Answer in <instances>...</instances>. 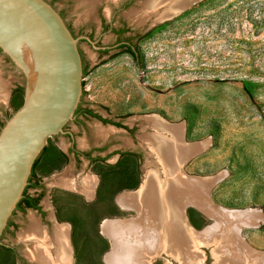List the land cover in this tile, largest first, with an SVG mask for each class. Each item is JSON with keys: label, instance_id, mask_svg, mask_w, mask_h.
Returning <instances> with one entry per match:
<instances>
[{"label": "rangeland", "instance_id": "374dc122", "mask_svg": "<svg viewBox=\"0 0 264 264\" xmlns=\"http://www.w3.org/2000/svg\"><path fill=\"white\" fill-rule=\"evenodd\" d=\"M48 1L63 10L75 37L87 36L95 43L79 42L86 73L80 109L123 127L83 116L66 126L77 150L105 148L102 164L76 160L68 152L71 144L66 136L49 138L34 169L39 189L28 190L38 196L43 214L16 211L12 220L17 226L4 234L2 242L26 259L32 241L23 235L31 218L42 228L53 221L52 228H71L75 264H106L111 243L102 225L137 216L117 200L141 186L150 160L146 140L154 132L149 120L155 117L182 126L185 144L205 145L181 166L183 174L218 177L209 186L214 205L228 211L255 210L258 225L235 226L249 248L264 254V0H198L159 22L156 15L139 21L143 12L150 13L147 0H132L123 11H116L122 0H96L92 6L82 0ZM101 13L110 24L108 30L99 27ZM123 23L128 27L125 33L112 34V28L121 30ZM126 38L132 42V54L123 48L125 43L118 44ZM0 82L11 90L9 99L0 102L1 128L21 106L24 85L22 75L1 54ZM126 152L139 158L129 155L116 162L118 154ZM87 180L92 186L84 194L79 190ZM67 181L75 189L64 186ZM131 183L136 186L125 187ZM183 219L195 232L214 224L193 206L185 207ZM201 250V264H213L211 248ZM0 264H14L2 248ZM148 264L179 263L161 253Z\"/></svg>", "mask_w": 264, "mask_h": 264}, {"label": "bare ground", "instance_id": "6f19581e", "mask_svg": "<svg viewBox=\"0 0 264 264\" xmlns=\"http://www.w3.org/2000/svg\"><path fill=\"white\" fill-rule=\"evenodd\" d=\"M95 1L82 0L89 6ZM197 1L147 0L150 13L143 12L139 21L156 15L159 22ZM160 7L163 9L158 14ZM149 123L154 132L146 140L150 160L144 166L141 186L137 192L125 193L117 200L122 208L135 210L137 216L128 221H104L102 233L111 243L105 263L148 264L149 259L163 253L179 264H201L204 257L201 248H211L213 264H264V254L249 248L235 226L258 225L255 210L228 211L214 205L209 199V186L218 177L200 179L182 172L181 166L205 145L185 144L182 126L169 125L155 117ZM64 186L74 188L68 181ZM91 186L87 180L78 190L85 194ZM187 206L197 208L214 224L204 231H193L183 219ZM30 223L23 237L32 241L34 247L27 256L38 264H68L67 228L55 226V258H51L44 229L34 218Z\"/></svg>", "mask_w": 264, "mask_h": 264}, {"label": "water", "instance_id": "95a60500", "mask_svg": "<svg viewBox=\"0 0 264 264\" xmlns=\"http://www.w3.org/2000/svg\"><path fill=\"white\" fill-rule=\"evenodd\" d=\"M82 40L95 44L75 37L45 0H0V54L24 79L22 105L0 128V246L47 140L75 120L83 96Z\"/></svg>", "mask_w": 264, "mask_h": 264}, {"label": "flooded vegetation", "instance_id": "af4514ba", "mask_svg": "<svg viewBox=\"0 0 264 264\" xmlns=\"http://www.w3.org/2000/svg\"><path fill=\"white\" fill-rule=\"evenodd\" d=\"M46 2H48L53 8H54V5H53V2L52 1H48V0H45ZM132 2V0H122V2L121 3H119L120 5H119V7H118V9H116V11H123L125 8H127L129 5H130V3ZM55 9V8H54ZM56 10V9H55ZM58 12H59V14H60V16L64 19V16H63V10H57ZM108 25V26H107ZM67 27L69 28V30L71 31V33L74 35V33L72 32V30L70 29V26H68L67 25ZM99 27H100V29H101V31H104L105 29H109L110 28V24L109 23H107L106 21H105V18L102 16V13L100 14V19H99ZM128 29V27H127V25H126V23H123V25H122V28H121V30H116V29H114V27L112 28V34H114V35H119V34H123V33H125L124 31H126ZM75 36V35H74ZM121 43H125V45H122L123 46V48H127L128 50H131V46H132V42L128 39V38H126L124 41H119L118 42V44H121ZM90 46H92V45H90ZM100 52V51H99ZM79 110H77V112H76V114H75V120L73 121V122H75L76 123V119H78L79 118V116H83V117H90V116H88L87 114H85L84 112L85 111H87V110H89V111H91L94 115H96V117H90V118H94V119H96L98 122H100L101 124H103V125H105V124H108V125H111L112 127H115V128H121V127H123L121 124H119V123H115V122H113L112 120H110V119H105V118H103V117H101V116H99V115H97V114H95L92 110H90V109H80V106H79V108H78ZM80 110H82V111H84V112H81ZM106 121V122H105ZM122 129V128H121ZM125 129H127V130H129L128 128H126L125 127ZM64 132H65V134L63 135V136H66L68 139H69V142H70V144H71V146H69V148H68V152H70V153H72L73 154V156H74V158L76 159V160H79L81 157L82 158H84L87 162H88V165H92V164H95V163H105V157H103V156H101V153L103 152V151H105L104 149V147H92V149H90V151H89V153L87 152H85V151H79V150H77L76 148H75V146L73 145V143H74V137H73V134H72V132H70V131H67L66 130V127L64 128ZM55 138V137H54ZM92 153H95L96 155H93ZM129 155H131L132 157H134L135 159H138L139 158V155L137 154V153H135V152H126V153H119L118 154V156H119V159H117V161L116 162H118L120 159H123V157L124 156H129ZM38 183V185H39V181H36V179H35V177L34 178H32L31 180H30V182H29V185H28V189L26 190V193H25V195L26 196H28V197H30L31 199H33V200H35L36 201V207L35 208H32V207H28V206H26L25 204H21L20 206H17V208H16V210L14 211V213L16 212V211H22V212H25V211H27V210H31V211H36V212H39V213H41V215L43 214V212L41 211L42 209H40V207H39V203H38V200H37V198H38V196H35V195H30L29 193H28V190H32V191H34V192H36V190H38L39 189V186L37 187V186H34V184H37ZM96 184V183H95ZM128 184V183H127ZM33 185V186H32ZM128 186V185H127ZM126 187V186H125ZM81 193V192H80ZM82 194V193H81ZM83 195V194H82ZM90 196V195H89ZM89 196H87V197H89ZM86 197V196H85ZM88 200H90V199H88ZM14 213H13V215H14ZM53 220H54V218H53ZM56 220V219H55ZM44 221V220H43ZM48 222V226L46 227V226H44L43 227V229H44V231H45V235H46V237H47V239H48V241L50 242V247L51 248H49V252H50V255H51V258H55V249H56V243H55V236H54V228H55V226L52 228L51 227V223H53V221H47ZM57 222V221H56ZM57 225H59V224H57ZM62 225H64V226H68V225H66V224H62ZM16 223L12 220V217H11V219L9 220V222H8V224H7V227H6V229L4 230V232H3V235H2V237L4 236V234L6 233V232H9V233H11L12 231H14L15 230V228H16ZM12 228V229H11ZM70 227L68 226L67 227V233H66V236H67V244H68V251H69V259H68V264H75L74 263V259H73V257H72V254H73V251H74V249L72 248V244H71V242H70V239H71V228H70V231H69V234H68V229H69ZM11 229V230H10ZM23 241V240H22ZM1 242H2V238H1ZM24 242V241H23ZM2 244H3V246H0V248H2V250H4V251H6V252H8L10 255H11V257H12V259H13V261H14V264H17V263H19V264H38V262H36L35 260H32V259H30L28 256H26V259H24V258H22L18 253H17V250L15 249V247L14 246H8L7 244H5V243H3L2 242ZM30 248L29 249H31L33 246H34V243H32V242H30Z\"/></svg>", "mask_w": 264, "mask_h": 264}, {"label": "trees", "instance_id": "16d2710c", "mask_svg": "<svg viewBox=\"0 0 264 264\" xmlns=\"http://www.w3.org/2000/svg\"><path fill=\"white\" fill-rule=\"evenodd\" d=\"M128 52H129L130 54H132V51H131V50H128ZM83 72H84V71H83ZM85 74H86V73L84 72V75H85ZM15 92L22 93V89H17ZM21 105H22V104H21ZM19 107H20V106H19ZM78 108H79V107H78ZM77 110H79V109H77ZM80 111H81V112H84V111H82V110H80ZM76 112H77V111H76ZM84 113L87 114V115L90 116V117H96V115H94V114H93L91 111H89V110L85 111ZM105 122H106V121H105ZM44 151H45V148L43 149L42 153H43ZM42 153H41V154H42ZM41 154H40V156H41ZM40 156L37 158V160L35 161V163H34V165H33L32 172H31V175H30V178H29V182H30V180H31L32 178L35 177V175H34V169H35V167L37 166V164H38V162H39ZM32 186H33V185H32ZM34 186H37V187H38L39 185H38V183H37V184H34ZM135 186H136V184H133V185H132V183H131V185L129 184L128 186H126V188H133V187H135ZM28 188H29V187L27 186L26 189H25V191H24L23 198H22V200L19 202L18 206H20L21 204H25V205L28 206V207L35 208V207H36V201L25 195L26 190H27Z\"/></svg>", "mask_w": 264, "mask_h": 264}, {"label": "crops", "instance_id": "0c3cea01", "mask_svg": "<svg viewBox=\"0 0 264 264\" xmlns=\"http://www.w3.org/2000/svg\"><path fill=\"white\" fill-rule=\"evenodd\" d=\"M0 90H1V95H0V102H4L6 101L7 97L9 99V97L11 96V90H8L5 83H0Z\"/></svg>", "mask_w": 264, "mask_h": 264}]
</instances>
